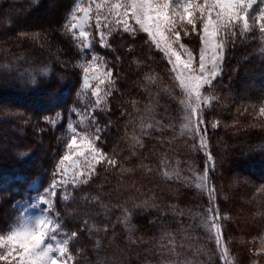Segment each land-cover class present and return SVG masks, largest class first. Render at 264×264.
Instances as JSON below:
<instances>
[{
	"label": "trees",
	"instance_id": "trees-1",
	"mask_svg": "<svg viewBox=\"0 0 264 264\" xmlns=\"http://www.w3.org/2000/svg\"><path fill=\"white\" fill-rule=\"evenodd\" d=\"M61 1L0 0V233L19 221V205L34 194L31 186L38 182L44 189L52 181L61 146L42 119L80 106L79 71L63 67L64 57L69 62L78 56L56 27L67 20L76 0ZM49 3L30 24L33 11ZM10 9L18 11L11 16L5 13ZM53 14L52 29L44 18ZM256 31L245 36L237 32L218 97L264 101V40ZM110 45L97 52L113 70L115 90L107 109L95 116L103 129L99 146L117 165L100 169L62 211L64 227L78 233L70 244L74 264H217L216 243L218 258L202 257L208 252L196 219L203 201L190 182L192 173L201 169V159L194 138L180 129L182 95L145 40L118 35ZM208 136L215 162L208 174L214 198L221 192L231 218L232 199L236 209L253 206V224L263 231L264 129L237 131L219 125ZM232 179L236 190L229 192ZM248 189L259 191L262 198L248 204ZM204 197L207 207L218 210L209 192ZM231 226L222 231L226 244L246 253L243 230Z\"/></svg>",
	"mask_w": 264,
	"mask_h": 264
},
{
	"label": "snow or ice",
	"instance_id": "snow-or-ice-1",
	"mask_svg": "<svg viewBox=\"0 0 264 264\" xmlns=\"http://www.w3.org/2000/svg\"><path fill=\"white\" fill-rule=\"evenodd\" d=\"M255 5L259 7L253 11ZM93 18L98 43L102 48H111L108 37L113 31L127 33L133 38L137 32L146 34L145 43L163 54L170 71L174 73L177 86L184 95L181 101L185 109L184 128L194 133H199L204 125L201 106L210 107L212 101L218 99L214 94H205L203 90L205 87L214 89L213 82L222 77L229 40L234 42L237 32L245 36L256 29L264 38V0H90L87 6L77 3L65 27L79 42L82 54L90 56L89 60L79 65L82 69V87L77 95L90 91L93 103L91 108L84 110L88 113L86 116L76 112L75 108L72 111L77 114L81 124L86 119H90L92 124L82 129L67 125L70 136L53 169V180L28 205L32 209H40V214L22 216L19 221L13 222V226L0 233V264H74L75 254L70 244L78 233L69 232L58 214L52 211L57 189L66 184L74 187L88 184L97 165L106 163L115 166L117 163L114 157L98 146L103 129L96 123L95 111L105 110L115 79L107 62L91 51ZM197 23L200 24L199 29ZM181 31L185 36L195 33L199 37L198 60L193 51L182 43ZM260 50L264 52V46ZM41 72L46 75L48 69L44 68ZM32 82L35 83V78ZM259 113L264 116V107L259 108ZM58 119L59 112L56 119L49 122L55 124ZM218 124V121L212 123L211 127L215 129ZM199 143L202 149H207L204 136H200ZM205 154L214 168L213 156L207 151ZM199 181L197 188H207V170ZM33 187H36L35 183ZM207 190L211 201L214 199V189ZM64 199L67 200V197ZM212 211V208L208 209L209 213ZM208 220L213 221L207 227L222 258H226L228 249L223 243L221 225L214 222L211 216Z\"/></svg>",
	"mask_w": 264,
	"mask_h": 264
},
{
	"label": "rangeland",
	"instance_id": "rangeland-1",
	"mask_svg": "<svg viewBox=\"0 0 264 264\" xmlns=\"http://www.w3.org/2000/svg\"><path fill=\"white\" fill-rule=\"evenodd\" d=\"M55 1V0H53ZM60 2H64L61 1ZM174 2H181V0H174ZM79 3L82 6H87L90 3V0H76L74 3V6ZM50 3L33 11L31 18L29 19L30 24L34 23L36 19H38L41 15H43L45 13V10H47L49 7ZM73 6V7H74ZM259 7V5H255L253 11L257 10ZM73 9V8H72ZM71 9V11H72ZM26 10V11H25ZM23 10L24 13L28 12V9ZM16 9H10L7 10L5 13L12 15H15L14 13H16ZM70 11V12H71ZM70 15V13H69ZM55 14L50 15V16H46V18H44L46 21H48L47 23H50L49 26L53 29V25L55 24ZM95 16V13H93V17ZM57 18V17H56ZM69 20V17L67 18V20L63 23L58 22V24H56L57 29H58V33L59 34H64V36H66V38L70 39L71 42L73 43L74 47H75V53L78 56L77 59L75 60H69L68 62V58L64 57L63 58V67L64 69L66 67L71 68L75 67V69H78L79 71V80H80V86H79V90L78 92H80V89L82 87V69L79 67V65L81 63L86 62L87 60L90 59V56L88 55H84L81 52L80 49V45L79 42L72 36L71 32L67 30V28L65 27V24L67 23V21ZM189 27V31H190V26ZM200 28V24L197 23V29ZM257 33L258 29H256ZM52 31V30H51ZM105 31H107V29H105ZM255 31V30H254ZM91 33H92V49L91 51L94 54H98L97 49H101L103 50H107L109 48H102L99 46L98 40L99 37L97 35V30L95 27V20L93 18L92 22H91ZM121 36V35H128L127 33H123L121 31H113L111 33V35L108 37V43L110 44V41L115 37V36ZM132 37V36H131ZM135 37H139L142 38L143 40L146 41L147 37L146 34L143 32H137V34L135 35ZM181 37H182V43H184L190 50L193 51V54L197 57L198 60V54H199V49H200V41H199V37L195 34V33H191L190 35L185 36L183 31H181ZM67 40V39H66ZM264 40V38H263ZM233 45V41L230 39L228 46L226 48L225 51V61H224V72L222 77L218 78L217 81H214V89H209L208 87H205V89L203 90L205 94H209V95H215L217 96L218 90L224 89L221 84H222V79L224 77V73H225V63L227 62V55H228V49L231 48V46ZM154 50L157 52V54H159L160 58H162L163 60V64L166 66V74L167 77L169 79H171L172 83H175V87L178 88L180 94L182 95V100L184 99V95L181 91V89L177 86V82L174 79V73H172L170 71V65L168 64L167 60L164 58L163 54L161 52H159L158 50L155 49V47L153 46ZM67 56V55H66ZM100 57H102L101 55H99ZM103 58V57H102ZM57 60V59H56ZM104 61H106L103 58ZM107 62V61H106ZM108 64V63H107ZM114 77V74H113ZM221 82V83H220ZM107 87V86H105ZM243 87H245L243 85ZM244 89V88H243ZM115 90V85L113 87L112 90V94L114 93ZM167 91L171 92L172 91L167 88ZM112 94L107 97V105L106 108L108 107V101L109 98L112 96ZM245 93H243V91H239L238 95L239 97H243ZM230 98V97H229ZM228 97L226 98V96H222V97H218V99L213 100L211 106H206V105H202V110H203V119H204V125L201 126L200 128V132L199 133H194V132H189L187 129L184 128V124L186 123L184 116H185V109L183 104L181 103V113H180V129H183L184 134L186 133V131L188 132L189 136L194 138L195 143H196V152L198 153V156H200L201 161L199 162V165L201 164V169L200 171L195 170L192 173L191 176V186H193L195 189L199 190V195L202 198L203 201V206H202V211L201 214H198V217L196 219V224L198 226V228L200 229L199 231V235L202 238V240L205 242L206 244V248H207V252L208 254L203 253L202 257H204V259H206L207 257H212L213 258L216 257V259L218 258L215 252V239L213 234L209 231L207 225H209L211 222L213 221H209L208 217L211 216L214 219V222H217L221 225V231H224V228L226 229L227 227H229V225L231 226L232 223H234L235 225H239L240 229L243 230V234L244 236H246L243 240H245V244L247 246L246 248V253H242L239 249L238 250H234V249H230L228 247V244H226V240L224 238V234L222 233V239L225 241L224 246L226 245L227 249H228V254L226 258H222L221 256V252L219 249V253H220V259H218L217 264H264V251H261L262 248H264V230L261 231V229L259 227H257V225L253 224V220L256 218V216H254L252 210L250 208H252L253 206L250 207L249 205V209H240L237 206L236 209V204L233 202V199L231 200L232 204H233V210L235 215L238 216L235 217V215L232 216V218L230 217V215L227 213L228 212V207L226 204H224V199H222L221 197V192H217V197L215 195V198L211 200V202H216L218 210L216 208V211L213 209V215H211V213L208 212L207 209H209V207L206 206L205 204V197H204V192L208 193L207 189H213L210 185L209 182L207 181V188L205 189H201V188H197L196 185L200 182L199 181V177H201L205 170H207L208 174L210 172L213 171V168L210 165V162L207 159V156L205 154V151L209 152L213 158H214V152L211 150V142L209 139V132L210 130H213V128L211 127L212 123L215 122H219V125H222V127H225L227 129H235L237 131L240 130H251V129H264V116H261L259 113V108L260 107H264V101L263 100H247V101H235L234 100H230ZM77 101H80V106H75L73 108L76 109V112L80 113L81 115H88V113H86L84 110L86 108H91L92 103H93V98L91 97L90 91L89 92H82L80 95H77L76 97ZM0 106H2V104H4V100L0 101ZM103 107V106H102ZM68 112V114H62L60 113V119L56 120L55 124L50 123L49 121L56 119V114L49 116V117H45L42 119V123H45L44 125H47L49 129H52V132H55L56 135H58V137H56V141L60 144L61 146V153L60 156L62 154V152L64 151V145L67 142L70 133L67 130V125L68 124H72L73 126H76L78 129H82L85 128L88 125L92 124V121L90 119H86L84 121V124H81L79 117L77 116L76 113H74L72 111V109ZM101 110H96L95 114L97 112H100ZM223 120V121H222ZM172 123V122H171ZM205 126L207 127V131L205 132ZM52 134V133H51ZM200 136H204L207 142V149L204 150L200 147ZM53 139V138H52ZM52 141H55L52 140ZM193 141V140H192ZM98 146H99V142H98ZM100 147V146H99ZM1 150V149H0ZM59 156V157H60ZM112 156V155H111ZM59 159V158H58ZM57 159V160H58ZM117 165V163H116ZM115 165V166H116ZM115 166H111V165H107L106 163H102L96 166V172L95 174L91 177V179L89 180L88 184L93 180L94 177H96L98 171L101 170H105L106 168H112L113 170L115 169ZM214 167H215V162H214ZM104 168V169H103ZM238 176H241L238 173ZM56 179H59V177H56ZM53 180V178H52ZM52 182V181H51ZM36 187L34 188L33 185L31 186V189H33V195L30 198V200L25 201L24 203H21L19 205V210H20V218L23 217H29V216H36L40 214V209H32L30 207H28V205L35 200V198L37 197V195L42 194V190L40 189L41 187L39 186L38 182L35 183ZM88 184H81V185H77V186H73L72 184H66L63 187H58L57 189V195L56 197L53 199V209L52 211L58 214V217L61 219L62 223H63V214L62 211L64 212V210L67 208V204L69 202H71L72 197L74 196V194H77L79 192V190L88 185ZM235 181H233V179L228 183V191L229 190H236L234 189V185ZM236 188H239L238 185L236 186ZM248 193L247 196L244 197L245 201L250 204V203H255L257 202L256 200L258 199V201L260 200V198H262L261 193L257 190H250L248 189ZM230 192V191H229ZM246 194V192H245ZM67 197V200L64 199V197ZM244 200H241V203H244ZM250 202V203H249ZM252 213V215H249L248 213ZM83 214L86 213V211L82 212ZM232 228V226H231ZM186 241V240H184ZM223 241V243H224ZM112 244V243H111ZM173 244V243H172ZM174 246V245H173ZM129 249L127 248V251ZM249 254V255H248ZM134 255L137 254H133L132 256H126L124 257V260H129L130 257L131 259L133 258ZM121 256V255H120ZM135 257V256H134ZM191 257V254L190 256ZM204 259H200V261L202 262V260ZM191 260V259H189ZM175 262V261H174ZM176 264V262H175ZM204 264L205 261H204Z\"/></svg>",
	"mask_w": 264,
	"mask_h": 264
}]
</instances>
